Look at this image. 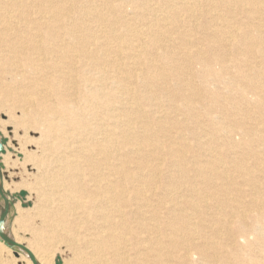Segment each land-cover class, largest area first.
<instances>
[{"label":"bare ground","instance_id":"obj_1","mask_svg":"<svg viewBox=\"0 0 264 264\" xmlns=\"http://www.w3.org/2000/svg\"><path fill=\"white\" fill-rule=\"evenodd\" d=\"M86 1L90 5L88 8L90 9V13L87 12L88 10L84 12L81 10L83 13L80 12V17H85L82 22V19H79V17H72L71 11L73 8L79 9L76 5L84 8V0H0V77L11 76V81L20 82L21 84L16 89L17 93H20V90L27 92L20 95L18 93L20 98H22L18 102L23 105H19L17 102L18 107L22 106V111L17 109V113L18 111L22 112L21 117H17L19 118V126L26 127L28 133L34 131V133L36 132L40 135L41 143L39 144V151L41 157L37 166L42 167L43 165L52 163L60 164L57 169L63 170V177L69 184H67L69 189L66 190L69 192L67 199L74 200L75 202L73 203V212L76 214L79 209H88L89 218L97 221L99 227H96L93 233L89 234L88 239H84V244H87L88 248L92 249V257L96 258L99 264H190L189 259H191L192 254L197 255V258L199 257L198 259L201 264H206L205 249L200 251L198 250L199 247H193L192 250L194 252L191 253V250L187 247L188 245L184 244V242L181 243L179 237L181 233L187 234L189 232L191 224L189 221L193 219L192 216H203L205 214V206L201 205V202H206L209 196L205 189L202 187L201 189L200 186H205L206 182L210 183L213 176L223 178L225 174L220 173L216 167L210 168V164L214 165V161L217 159L214 158V155L209 157L212 163L210 161H208L209 163L202 161V157L201 159L193 157V160L189 161L192 163V167L190 168L178 166L175 163L178 160L174 162L166 161V167L177 169L176 172L172 170L169 177H162V171L159 169L161 167L155 166V164L147 162L144 168L148 169L151 173L141 174L143 164L140 165V162H133L136 165L132 168V163L126 161L122 163L119 157L114 158L115 161H120L118 164L111 160L109 154L110 140L119 138L122 143L131 141L132 135L130 132L136 124H141L138 121L139 116L136 118L137 123L130 116V113H135L138 110L135 107V103H133V98L128 93L130 88L128 86L125 87L124 83L127 80L131 81L133 78L136 81H141L144 85H147L149 82H147L145 76H138L137 70L123 69L119 65H116L114 61L109 60L107 62L106 57H103V64L106 63L107 66L109 64L114 70L116 69V76H114L112 84L115 86V89L119 90V98L122 105L123 101H127L126 105H124L125 107H120V113H117L119 108L118 110L105 109L108 101L104 99L100 91L92 89L93 79L89 76L90 71L86 67L89 64H93L92 60L97 59L95 57L100 52V49L107 46L103 40L106 43L110 39H116L121 42L123 41V36H117V23L110 21L100 13V8L98 9V6L95 5V0ZM133 1L105 0V4L109 8L113 9L115 7L121 10V8L123 9L124 6ZM137 1V3L140 2L145 11L134 14L135 20L143 24L142 30H139L137 27L134 28L135 26L132 24H128L124 10H121V19L126 22V25L131 26L130 28H126L130 30V36L133 37V41L139 43L134 46L125 42L123 46L118 47V51L122 53L124 51L122 50L123 48L126 51L133 50L135 47L139 49L141 54L135 56H131L130 54L129 56V60L135 66L148 65L156 71L154 72L155 74L159 76L163 75L159 73L160 68L155 64L154 60L147 58L148 61H146L143 59V56L149 54L148 48H144V43H141L139 40L144 35L150 39L152 47L160 53L161 57L172 59L173 62L179 61V57H181L182 60L193 61L201 65L202 68L197 73V77H199L204 91L209 94L211 99L220 98L228 100L229 96L227 97L225 94L220 95L217 90L215 91L216 88L213 89L215 84L221 83L224 80L227 82H225L226 84H234L236 87L240 86V83H243L241 84V86H244L241 90V97L246 99L247 96L251 95L254 97V106L256 108L264 106V95L262 94L264 79L262 77L256 80L260 76L254 73H244L243 66L241 65L242 61L237 59L234 62L237 73L241 74L242 78L238 80L232 77L226 78L227 74L225 73L224 66L227 64V46H216V44H211L210 42H208L209 44H202L203 41L199 40L190 41L187 39L189 31L182 29L183 31L180 32L178 27L174 25L175 23H180L190 27L191 22L202 20L213 26L212 24L221 21L229 22L238 18L245 20L252 26L248 34L251 36L258 35L261 39L260 42L247 43V47L253 48L256 51L254 56H260L264 63V0ZM71 2L74 4L72 5ZM233 6L235 7L234 10L231 8ZM89 14L94 18L90 17ZM87 17L92 18L93 23H96V25H89L88 22L90 20ZM146 21H149L148 24ZM64 24H68L67 27H63ZM104 24H107V27L111 31L110 34L112 36L109 38L99 36L100 34L98 35V31L103 28ZM171 25L175 27H171ZM214 27H217V24ZM63 32L65 34H62ZM78 32H82V35L85 32L88 34V37L77 36ZM173 34L180 36L181 52L173 53L167 50V45H171ZM62 35L72 37L75 43L80 46L78 51H82L80 55L83 64L82 70L73 68L75 65L71 63V61H74L73 57L68 54L67 56L62 54ZM93 46L94 49L91 50L90 47ZM207 54H211L213 58L211 60L208 59ZM103 55L108 56L109 53H106L105 50ZM247 61L244 62L246 63ZM174 68L176 69V67ZM77 71L83 77L81 80L83 90L76 85L78 79ZM178 74L172 73L173 78L179 81L176 84L183 83L195 89L191 86L194 78L191 73L187 75ZM257 83L259 86H255ZM192 91L190 93L182 92L179 94L180 96L166 93L164 97L169 100H173V96L178 98L181 101L180 105L174 104L172 105V109H182V111L187 112L188 117L193 121L194 132L197 131L199 136L207 135L203 128L204 122L200 120L199 113L195 108L196 103H202V93L199 90ZM91 95L93 97L96 96L95 99L97 100L94 101ZM153 97L154 100H157L155 96ZM150 100L153 99L151 98ZM12 103L11 105H13ZM224 103L218 104L220 110H226L227 106ZM128 105L129 107H127ZM206 108L208 119H210L211 114L215 112L214 106L208 105ZM158 109L159 107H156L157 111ZM107 111H110L111 116H109ZM234 112L237 113L236 111ZM261 115H264V111H262ZM231 117L233 118V115ZM161 119L164 118L162 117ZM209 121L215 124V120ZM261 124L263 128H247L245 125L242 126L234 121L227 134L230 136L233 133L241 135L251 133V135H258L259 137L260 132L264 131V122ZM158 127L160 128L159 131H165L163 123ZM168 129H166V132H168ZM181 130L182 132H188L189 128L181 126ZM176 132L179 137V131ZM2 134L4 133L2 132ZM159 141H161L162 146H155L154 150H162V152L155 151L153 155L155 159L154 163L156 160L161 159L162 161L163 155L171 159L180 157L181 150L177 151L174 148V142L168 139L167 136H165V140L162 138ZM259 141V148H261L264 144V137H260ZM10 144L11 141H9L7 146L9 145L10 147ZM93 147L94 149H92ZM57 150H61V154L58 156L55 154ZM136 151L138 152V150ZM186 152H184V155ZM32 155L30 153L29 157L35 161L36 158ZM259 155L257 153V156ZM183 158L184 160L187 159L185 156ZM256 161H259V164H264L261 159ZM230 162L233 164V159H230ZM134 169L138 171L136 173L138 178H135L133 175ZM1 175L3 176L0 171ZM174 176L177 178H173ZM247 177L246 179L249 180ZM249 178L250 180L253 178L252 174H249ZM60 179L62 180V178ZM3 188L6 192L10 191L4 181V177ZM224 205L225 203H223ZM3 210L4 202L0 201V214ZM17 210L16 204L11 210L3 232L9 238L23 245L14 228L17 220L15 217L18 215ZM42 223L44 225H42L43 228L49 226L48 221H43ZM233 225L235 230H237V238L244 239L246 242L244 246L234 251L236 264H264V215L260 212L251 215L246 214L245 217H238V221L229 226L231 230H233ZM201 227L200 225L199 228ZM41 230L39 229L38 231ZM42 235H44L43 231ZM251 235H259L262 240L258 236L260 239L256 237L254 242H249V236ZM185 238L187 239V236L182 241H185ZM208 246L210 244H206L205 248L207 249ZM28 248L35 254L39 264H51L47 257L40 255L39 252L30 247ZM0 250L6 251L9 255H13L15 252L6 247L1 241ZM230 253L233 256V251ZM0 258L2 257L0 256ZM13 260L15 264H18V262L33 264L28 255L23 251H20L19 257ZM4 262L6 260H0V264H9V262ZM207 264H214V262L208 261ZM222 264H233V260L230 262L229 259H223Z\"/></svg>","mask_w":264,"mask_h":264},{"label":"rangeland","instance_id":"obj_2","mask_svg":"<svg viewBox=\"0 0 264 264\" xmlns=\"http://www.w3.org/2000/svg\"><path fill=\"white\" fill-rule=\"evenodd\" d=\"M95 1V5L98 6V9L100 8V13L110 21L117 23L116 26L118 29V35H116L123 36V41L121 42L116 39H110L106 43L103 40L107 46L101 48L103 51L100 49V52H98V55L95 57L97 59H93V64H89V66L86 67V69L90 71L89 76L93 79L92 89H97L96 91H100L104 99L108 101L109 106L107 105L105 109L109 108L112 110H118L119 108L117 113H120V107L126 105L125 103L127 101H123L122 105V102L119 98V90L115 89V86L112 84L114 76H116V69L114 70L109 64L108 66L106 63L103 64V57H106L107 62L109 60L114 61L116 65H119V67L123 69L126 68V70H137L138 76H145L147 82H149L147 85H144L141 83V81L139 82V80H137V82L136 79L133 78L131 81L127 80V82L124 83L125 87L128 86L130 88L128 93L133 98V103H135V107L138 110L135 113H130V116L132 119H134V121L136 120V123V118L139 116L138 121L141 122V124H136L134 129L130 132L132 135L131 141L122 143L119 138L110 140L109 154L111 156V160L114 162V158L119 157L122 163L124 161L132 163V168H134V165H136L133 164V162H140V165L143 164L141 174L151 173L148 169L144 168L147 162L155 164V166L158 165L161 167L159 169L162 171V177H169L171 174L170 172H172V170H175L174 172H176L177 169L166 167L167 162H174L175 160H178L175 162L178 166L190 168L192 167V163L189 161L193 160V157L197 159H201L202 157V161L208 162L210 161L209 157L214 155V158L217 159L214 161V165L210 164V168L216 167L220 173L225 175L223 178L213 176V179L210 183L206 182L205 186H200V188L202 187L205 189L209 196V199L206 202H201V205L205 206V214L203 216H192L193 219L189 221L191 223L189 232H187V234L181 233L179 239H181V243L184 242V244L188 245L187 247L191 250V253L194 252L192 250L193 247H199L198 250L200 251L205 249L207 262L209 261L214 262V264H222L223 259H229L230 262L233 260V264H236L234 251L240 249L241 246L246 244V242L244 239L237 238V230H235L234 225L233 230H231L229 226L235 224L238 221V217H245L246 214L251 215L253 213L260 212L262 215H264V164H259V161H256L261 159L264 163V144L261 146V148H259V138L264 137V131L260 132L259 137L258 135H251V133L247 135L233 133L228 136L227 132L231 129V125L234 123V121L241 124L242 126L245 125L247 128H263L261 123L264 122V115L261 114L262 111H264V106L256 108L254 106V97L251 95L247 96L246 99L241 97V90L244 87L241 86V84L243 83H240V86L236 87L234 84H226L227 82L224 80L221 81V83L215 84L213 89L216 88L215 91L217 90L220 95L225 94L227 97L229 96L230 100L229 98L228 100H222L220 98L215 100L211 99L209 94L204 91L199 77H197V73L201 71V65L193 61L182 60L181 57H179L180 60L177 62H173L172 59L161 57L160 53H158V51L152 47L150 39L144 35L141 36L139 40L141 43H144V48H148L149 54H147V56H143V59L146 61H148L147 58L154 60L155 64L158 66V68H160L159 73H162L163 75L159 76L155 74L154 72L156 71H154L148 65L139 67L135 66L134 63L129 60V56L130 54L131 56L141 54L139 49L135 47L133 50L126 51L123 48L122 50L124 51L122 53L118 51V47L123 46L125 42H127V44H133L134 46L138 45L139 42L137 43L136 41H133V37L130 36V30L127 28L131 27H129L128 24H132L135 26L134 28L137 27L139 30H142L144 27L140 21L135 20L136 17L134 15L135 13L145 12L142 8V5L140 2L137 3V0H134L127 6H124L123 9L121 8L122 11H125L124 15L128 20V24L126 25V22L121 19V10L115 7H113V9L109 8L108 5L105 4V0ZM73 4L74 3H72V5ZM84 5L85 9L76 5L79 9L73 8L71 11V16H76V18L79 17V19H82V22L84 21L83 19L85 17H80V12L83 13L85 10H88L87 12H89L90 10L88 9L90 5L87 4L86 0H84ZM231 8L234 10L235 7L233 6ZM89 15L92 17L91 14ZM92 18H88V20H90L88 24L95 26L96 23H93ZM149 19L151 18L149 17ZM148 22L149 21H146L147 24ZM216 24L217 27L213 28V26H216ZM67 25L68 24H64L63 27H67ZM122 25H124V27H122ZM174 25L178 27L180 32L183 30H188L189 34L187 39L190 41L199 40L203 41L202 44H209L208 42H210L211 44H216V46H227V64L224 66L225 73L227 74L226 78L232 77L235 80L242 78L241 74L239 75V73H237L236 64L234 62L235 60L239 59L242 61L241 65L243 66L244 73H254L255 75L260 76L257 77L256 80L261 77L264 79L263 60L258 55L254 56L256 51L253 48L251 49L250 47H247V43L260 42L261 39L258 35L251 36L248 34L252 26L247 21L238 18L230 20L229 22H217L211 26L209 23L201 20L199 22H191L190 27H187L188 25L184 26V24L180 23H175ZM174 25H171V27H175ZM245 26H247V28H245ZM216 28L217 30H215ZM110 32L111 31L109 27H107V24H104L103 28L98 31V35L100 34L99 36L109 38L112 36ZM62 34H65V32ZM77 36L88 37V34L84 32L82 35V32H78ZM172 36L173 38L171 45H167V50H169L168 52H181L182 45H180V36H178V34H173ZM61 47V52L64 56H67L68 54L69 56L73 57L74 61H71V63L75 64L73 68L82 70L83 64L80 58L82 51H78L80 46L75 43L74 39L72 37L62 35ZM90 49L93 50L94 46L90 47ZM105 50L106 53H109L108 56L103 55ZM206 56L210 60L213 58L211 54H207ZM243 59L244 61H248L245 63ZM77 60L79 61L77 62ZM174 67H176V69ZM172 73H179L178 75H187L188 73H191L194 77L191 86H193L195 89H192L183 83L176 84L179 81H176L173 78ZM77 76L78 79L76 81V85L77 87L81 88V90H83L81 83L83 77L79 71H77ZM164 79L166 80L164 81ZM0 80V132L4 133L2 134V138L8 139V143L11 141L10 147L9 145L5 146L6 154L1 155V173L3 174L4 181L11 194H19L21 191H25L27 193V197L24 200H20L16 203L18 215L15 217L17 220L14 228L18 238L22 241L23 245L30 247L31 249L39 252L40 255L47 257L51 264H99V261L92 257V249L88 248L87 244H84V239H88L89 234L91 232L93 233L96 227H99V225H97V221L89 218L88 209H79L76 214L73 212V203L75 202L74 200L72 201L67 199V194L69 192L66 190L69 189V184L63 177V170L57 169L59 168L60 164L52 163L43 165L42 167L39 165L37 166V163L41 157L39 151V144L41 143L40 135H38L36 132L34 133V131L28 133L26 127L23 128L18 124L19 118L21 117L20 115L22 113L20 112L22 111V106H19V108L17 102L20 99L22 100L19 95L21 93L25 94L27 92L20 90L18 95L16 89L21 84L20 82L11 81V76L9 77V75L4 76L3 78L0 77ZM255 86H259L258 83L255 84ZM192 90H199L200 93H202V103L198 101L199 103H196L197 105L195 108L199 113L200 120L204 122L203 128L205 134L207 135L199 136L197 131L194 132L195 130L193 128V121L188 117L187 112L182 111V109H172V105H180L181 103V101L174 96H180L179 94L182 92H193ZM262 91V94L264 95V90L262 89ZM166 93H172V95L175 94L173 96L174 99L169 100L165 98L164 95ZM152 95L155 96L157 100H154ZM91 96L94 101L97 100L95 99L96 96ZM151 98L153 100H150ZM222 102H225L224 104L227 106L225 108L226 112L220 110L218 107V104H221ZM11 103L13 105H11ZM18 104L21 105L22 103L18 102ZM3 105H7L5 106L6 108ZM208 105L214 106L215 111L213 114H211L210 119H208L207 115L206 107H208ZM127 107H129V105ZM156 107H159L158 111L156 110ZM17 109H20L18 113ZM10 111H12L14 114L10 113ZM107 112L109 116H111L110 111ZM232 115L234 121L232 117L230 118ZM162 117L164 119H161ZM209 120H215V124H212ZM162 123L165 131H159L160 128L158 126ZM181 126H183V128H189V131L182 132ZM167 128H169L168 132H166ZM176 131H179V137ZM165 136L174 142V148L177 151L181 150V154H179L180 157L177 159L176 157L171 159L163 155L162 161L160 159L158 161L156 160L154 163L153 161L155 159L153 158V155L155 151L162 152V150H154V148L155 146H162L159 139L161 140L164 138L165 140ZM232 143L233 145H231ZM85 147L87 146L85 145ZM92 149H94V147ZM166 149L168 150V148ZM135 150H138V152H135ZM29 152L36 158L35 161L29 157ZM112 152L113 154H111ZM184 152H186L185 155ZM257 153L260 155L257 156ZM55 154L57 156L60 155L61 150H57ZM184 156L187 159L184 160ZM230 159H233V164H231ZM119 162L120 161H115L116 164ZM134 171L135 169L133 172ZM136 173H138V171H135L133 175L135 178H138ZM49 174L51 177L48 176ZM54 174H56L55 176H57V178H55ZM249 174H252L253 176L251 180L249 178ZM175 176L173 178H177ZM246 177L249 180H247ZM60 178H62V180ZM189 179L192 180L190 177ZM64 184H66V186H64ZM223 203H225L224 206ZM42 215L45 218H43ZM43 221H48L49 226L43 228ZM200 225L202 226L201 228H199ZM39 229L42 230L38 231ZM221 229L224 230L222 231ZM42 231L44 232L45 236L42 235ZM186 236L187 239L185 238V241H182ZM258 236H249V242H254ZM206 244H210L207 249L205 248ZM231 251H233V256L232 253H230ZM0 253V256L2 257L0 258L1 261L6 260L4 263L9 262V264H15L13 259L17 258L14 254L9 255L6 251L3 252L2 250H0ZM198 258L197 255L192 254L191 259H189L190 264H201ZM18 264L24 263L18 262Z\"/></svg>","mask_w":264,"mask_h":264},{"label":"water","instance_id":"obj_3","mask_svg":"<svg viewBox=\"0 0 264 264\" xmlns=\"http://www.w3.org/2000/svg\"><path fill=\"white\" fill-rule=\"evenodd\" d=\"M7 143L8 139L2 138V133L0 132V171L2 169L1 155L6 154L5 146L7 145ZM26 196L27 193L25 191H21L19 194L14 195L10 192H6L3 188V176H0V201L4 202V210L0 214V241L3 242L6 247L15 251L14 255L16 258L19 257V252L23 251L28 255L33 264H39L35 254L27 246L19 244L15 240L6 236L3 232L6 221L11 214L12 208L15 207L17 202H19L20 200H24Z\"/></svg>","mask_w":264,"mask_h":264}]
</instances>
